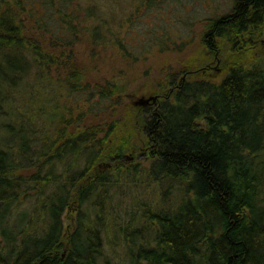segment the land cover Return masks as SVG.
I'll return each instance as SVG.
<instances>
[{
    "label": "trees",
    "instance_id": "trees-1",
    "mask_svg": "<svg viewBox=\"0 0 264 264\" xmlns=\"http://www.w3.org/2000/svg\"><path fill=\"white\" fill-rule=\"evenodd\" d=\"M96 4L0 0V264H264V0H235L207 20L201 59L225 54L224 75L200 68L180 80L183 71H170L163 99L126 107L123 123L122 81L91 84L90 68L66 49L85 37L93 53L114 47L136 62L187 44L155 39L136 53L113 32L111 0ZM52 71L112 122L38 115L32 93L50 87ZM141 147L152 159L146 168L125 159ZM143 185L158 208L150 197L136 200L124 225L117 207ZM73 203L76 227L65 242L63 214ZM109 234L107 244L121 249L113 257L103 251Z\"/></svg>",
    "mask_w": 264,
    "mask_h": 264
},
{
    "label": "rangeland",
    "instance_id": "rangeland-1",
    "mask_svg": "<svg viewBox=\"0 0 264 264\" xmlns=\"http://www.w3.org/2000/svg\"><path fill=\"white\" fill-rule=\"evenodd\" d=\"M93 1L96 4L100 2L104 3L106 0ZM234 1L111 0L112 5H108V7H110L113 32L117 33L132 51L145 53L152 42L150 40L155 39H162L168 44L185 42L187 44L186 47L182 48V50L172 49L162 52L159 49H155L146 56L143 54L140 60L134 62L131 59L127 61L114 47L108 50H102L101 48L93 53L91 51L92 47L87 43V38L83 37V43L77 44L75 48L66 49L67 54L64 55L66 58H73L78 65L90 68V75L87 77V80L91 84L97 83L105 86L107 81H122L125 87V96L123 102L120 104L118 117L121 119L120 122L123 123L127 116L125 112L126 107L132 106L140 110L139 108L141 107L142 109L143 106L137 105V103L141 98L158 96V99L160 97L159 100L163 99L162 96L165 95L166 91L164 92L161 86L166 84L167 74L170 71H183L179 76L180 80L191 77L200 68H203V71L214 77L224 75L227 57H225V54H219L218 56H213L207 62L201 59L204 55L201 39L207 20L231 12ZM24 19L30 27L33 25L29 18L24 16ZM79 29L81 30L82 27ZM35 34L39 36L40 33ZM45 38L46 40H50L52 36L47 33L45 34ZM261 47L264 49V40L261 41ZM55 56H58V54ZM197 60L198 62L202 60L204 64H197V66H190L191 68H188L189 63H195ZM93 64L97 65L98 68L93 69ZM63 78L64 74L62 72L52 71L48 76L50 87L46 90H43L42 87H39V91L33 90V99L35 101V98H38V102L35 103L32 109L35 110L36 108L38 115H49L51 112H65L67 119L71 118L75 121L78 120V116L83 115L81 119L88 125H95V123L100 121L106 124L112 122V120H109V115L106 118L105 114L99 115L97 111L90 109L93 106L96 109L99 105H94L96 99L88 101V93L67 92L60 84V80ZM49 97L51 100H48L50 99ZM34 101H31V103L34 104ZM153 104H149L146 108L151 107ZM47 127L50 129V134L54 135L53 130L57 126L47 122ZM149 153L148 148L141 147L138 150L132 151L131 155H127L125 159L127 162L140 164L142 168H146L152 162ZM98 167L99 171H102L101 173L107 174L111 165L107 162ZM154 194L156 193L152 185L147 189L142 186L133 187L130 194H127L124 205L117 207L122 206L121 210H124L122 212L124 225H126V220L127 222L130 220V217L126 215V210L131 211L132 207L135 206L133 204H135L136 200L143 202L147 197H150L151 209L158 208V196H154ZM117 201L119 200L116 199L112 203L114 204ZM136 209H140L139 206H136L133 210L137 211ZM77 214L76 203L67 208L63 214L65 242L68 240V235L76 227ZM105 217L108 218L109 216L106 215ZM110 237V234L105 236L103 245L106 257H113L115 254L119 255L121 252V249H114L107 244L108 240L106 238L109 239ZM113 263L117 264L116 261Z\"/></svg>",
    "mask_w": 264,
    "mask_h": 264
},
{
    "label": "water",
    "instance_id": "water-1",
    "mask_svg": "<svg viewBox=\"0 0 264 264\" xmlns=\"http://www.w3.org/2000/svg\"><path fill=\"white\" fill-rule=\"evenodd\" d=\"M158 100V96H150L149 98H141L137 105L146 107L149 104L156 103Z\"/></svg>",
    "mask_w": 264,
    "mask_h": 264
}]
</instances>
